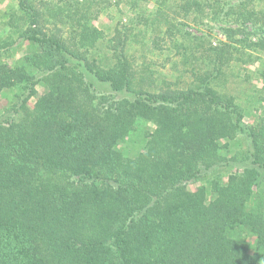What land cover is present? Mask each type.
<instances>
[{
	"label": "trees",
	"instance_id": "16d2710c",
	"mask_svg": "<svg viewBox=\"0 0 264 264\" xmlns=\"http://www.w3.org/2000/svg\"><path fill=\"white\" fill-rule=\"evenodd\" d=\"M15 1L28 24L20 57L0 40V100L13 94L0 101V264H260L264 108L248 124L220 83L264 39L228 28L244 37L213 45L176 20L226 15L215 0H158L146 25L194 62L186 80L159 81L134 68L122 27L89 25L97 0L53 13ZM243 10L244 23L264 16ZM236 137L245 150L227 154Z\"/></svg>",
	"mask_w": 264,
	"mask_h": 264
},
{
	"label": "rangeland",
	"instance_id": "374dc122",
	"mask_svg": "<svg viewBox=\"0 0 264 264\" xmlns=\"http://www.w3.org/2000/svg\"><path fill=\"white\" fill-rule=\"evenodd\" d=\"M80 0H42V6L45 12L53 13L58 11V8H70L76 6ZM98 17L89 21L91 27L102 31L106 36L114 31L115 26L122 27L129 36V47L127 53L133 63L134 68L142 70L153 76L154 79L168 78L175 80L183 76L187 79L186 70L194 65L190 61L189 65L185 66L181 63V54H176L177 43L170 42L165 37L164 27L159 26L158 29L154 25H146L145 21L154 19L158 0H97ZM39 0H36L38 5ZM243 0H215V9L220 6L224 8L226 15H214L202 22H193L178 19L176 20L179 29H183L191 36H204L210 42L218 45L224 42L226 38L233 37L226 32L228 28L237 29L245 28L244 32L249 35V39L258 40L264 39V27H260L264 16L255 15L252 20L244 23L247 13L243 10V6L249 10L254 8V12L264 10V0H248L245 5L238 8ZM241 15V16H240ZM54 19L47 18V24L43 29H52ZM64 19L57 21V24L62 27ZM255 26H253L252 25ZM28 18L22 10L17 7L15 0H0V40L11 42L9 53L7 56L18 58L25 50V43L17 41V34L24 31L27 27ZM244 35H234V39L243 38ZM180 43V38H177ZM189 53V51H188ZM249 55L251 56L248 59ZM9 57V58H10ZM11 59V58H10ZM237 63L232 69L227 72L226 82L220 83V90L235 97L236 103L243 110L248 124L255 123V118L260 116L264 103V78L259 76L260 70L264 69V52L252 51L246 55L244 61ZM246 60V62H245ZM253 62V63H251ZM264 71V70H263ZM39 90V89H38ZM13 98L11 91L6 92L1 97V103L10 102ZM253 119V120H252ZM129 139H125L120 145V148L126 153L128 149H136L134 144L129 143ZM223 144V142H221ZM224 145V144H223ZM222 145V146H223ZM131 147V148H130ZM246 142L242 137H236L229 141V151L227 154H235L245 150ZM128 148V149H126ZM222 153V151H221ZM131 154V151H129ZM132 155V154H131ZM224 171V170H223ZM225 176V174H224ZM252 243V239L247 240ZM253 249V248H251ZM260 264H264V258Z\"/></svg>",
	"mask_w": 264,
	"mask_h": 264
}]
</instances>
